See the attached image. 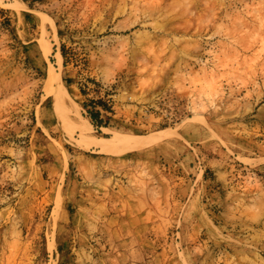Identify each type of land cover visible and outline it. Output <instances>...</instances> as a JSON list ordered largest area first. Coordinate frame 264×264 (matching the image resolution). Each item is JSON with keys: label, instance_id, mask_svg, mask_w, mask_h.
I'll list each match as a JSON object with an SVG mask.
<instances>
[{"label": "rangeland", "instance_id": "1", "mask_svg": "<svg viewBox=\"0 0 264 264\" xmlns=\"http://www.w3.org/2000/svg\"><path fill=\"white\" fill-rule=\"evenodd\" d=\"M0 264H264V0H0Z\"/></svg>", "mask_w": 264, "mask_h": 264}, {"label": "bare ground", "instance_id": "2", "mask_svg": "<svg viewBox=\"0 0 264 264\" xmlns=\"http://www.w3.org/2000/svg\"><path fill=\"white\" fill-rule=\"evenodd\" d=\"M88 125L91 126L90 123H88ZM80 130H81V133H82V138L85 141L88 140L89 142L95 144L96 146H98L102 150L108 149L109 145L112 144L113 142H115L117 140V138H119V136L116 135L114 137V139H112L110 142H107L105 140H97L96 138H93L91 135L90 136L86 135L87 133H86V130L84 128L81 127Z\"/></svg>", "mask_w": 264, "mask_h": 264}]
</instances>
